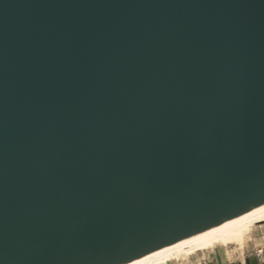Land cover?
<instances>
[{"label": "water", "instance_id": "95a60500", "mask_svg": "<svg viewBox=\"0 0 264 264\" xmlns=\"http://www.w3.org/2000/svg\"><path fill=\"white\" fill-rule=\"evenodd\" d=\"M264 207V0H0V264H129Z\"/></svg>", "mask_w": 264, "mask_h": 264}, {"label": "bare ground", "instance_id": "6f19581e", "mask_svg": "<svg viewBox=\"0 0 264 264\" xmlns=\"http://www.w3.org/2000/svg\"><path fill=\"white\" fill-rule=\"evenodd\" d=\"M264 223V207L229 222L204 235L167 248L129 264H168L173 260L186 257L218 244L236 243L243 235H247L254 227ZM244 257V256H243ZM239 263V262H238ZM239 264H255L254 259H244Z\"/></svg>", "mask_w": 264, "mask_h": 264}, {"label": "rangeland", "instance_id": "374dc122", "mask_svg": "<svg viewBox=\"0 0 264 264\" xmlns=\"http://www.w3.org/2000/svg\"><path fill=\"white\" fill-rule=\"evenodd\" d=\"M262 245H264V223L254 227L236 243L208 247L185 259L173 260L168 264H238L248 259V255Z\"/></svg>", "mask_w": 264, "mask_h": 264}, {"label": "built area", "instance_id": "2783aa9c", "mask_svg": "<svg viewBox=\"0 0 264 264\" xmlns=\"http://www.w3.org/2000/svg\"><path fill=\"white\" fill-rule=\"evenodd\" d=\"M247 258L254 259L255 264H264V245H262L256 251L250 253ZM239 264V263H238Z\"/></svg>", "mask_w": 264, "mask_h": 264}]
</instances>
